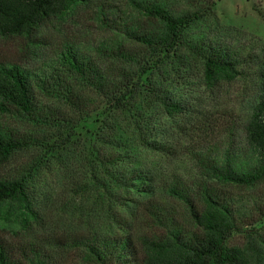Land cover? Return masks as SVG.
Instances as JSON below:
<instances>
[{
    "label": "trees",
    "instance_id": "trees-1",
    "mask_svg": "<svg viewBox=\"0 0 264 264\" xmlns=\"http://www.w3.org/2000/svg\"><path fill=\"white\" fill-rule=\"evenodd\" d=\"M129 1L146 21L120 24L126 41L100 45L98 51L108 65L70 44L58 54L56 63L62 70L43 72L35 80L19 66L0 65V115L57 128L62 136L63 129L71 130L67 144L63 143L80 149L88 169V181L78 185V195L95 201L85 215L87 232L72 242L83 264H140L139 243L145 251L146 246L152 247L154 257L145 258L147 264H264V237L258 231H243V247L230 244L240 232L235 217L238 208L211 185L214 181L251 187L264 180V55L245 56L211 39H191L189 30L214 14L209 2L179 12L168 0ZM73 2L0 0V36L28 37L50 18L65 13ZM129 43L141 46L143 52ZM188 58L201 63L208 88L222 79L251 80L257 94L247 119L240 127L235 123L229 127L225 142L209 139L210 129L198 130L203 137L198 136L186 153L199 179L192 184L179 175L165 181L146 165H135L137 156L146 152L177 154L164 138L162 123L147 115L156 109L179 130L187 123L189 105L168 94L158 79L165 67ZM36 89L67 112L38 103ZM117 115L126 117L125 128L122 120L116 123ZM90 120L97 124L94 130ZM83 130L85 138L75 140ZM240 132L243 143L238 144ZM31 145L29 138L0 122V167ZM29 169L14 178L0 179V214L6 204L21 206L24 211L16 215L21 223L28 217L37 219L29 196L30 178L37 168ZM160 190L185 205L192 230L185 231L159 201ZM135 194L143 199H135ZM131 204L166 227L168 234L159 240L137 239L120 215ZM0 264L52 263L42 246L0 245Z\"/></svg>",
    "mask_w": 264,
    "mask_h": 264
},
{
    "label": "rangeland",
    "instance_id": "rangeland-1",
    "mask_svg": "<svg viewBox=\"0 0 264 264\" xmlns=\"http://www.w3.org/2000/svg\"><path fill=\"white\" fill-rule=\"evenodd\" d=\"M168 1L171 8L179 12L193 10L201 3L211 4L214 14L189 30L191 39H211L245 56L261 58L264 55V0ZM127 21L141 25L146 21L133 9L129 0H74L65 13L50 18L28 37L0 36V65L19 66L35 80V76L43 72L51 74L56 68L62 70L57 67L58 54L69 44L97 59L100 64L108 65L98 49L106 42L126 41L118 27ZM129 45L137 51L144 50L139 45ZM183 55L187 58V53L183 52ZM158 80L168 94L189 105V113L184 118V123H187L181 124L179 130L177 124L160 111L154 109L150 112L147 116H151L153 122L162 123L164 138L176 148L177 154L167 156L146 152L137 156L135 165H146L160 177H165V181L179 175L192 184L199 179L195 164L186 153L196 145L198 136L203 137V132L198 130L203 127L210 129L212 133L209 139L217 138L225 142L229 127L234 123L240 127L247 119L257 100L256 90L251 80L242 79H222L217 86L208 88L203 79L201 63L190 58L165 67L163 76ZM35 97L38 103L67 112L66 108L37 89ZM115 119L117 124L122 120V128L126 127V117L117 115ZM0 122L20 136L29 138L32 143L29 149L18 152L0 167V179L14 178L25 170L30 171L31 166L37 168L30 178L29 189L37 219L28 217L26 222L21 223L16 215L22 213L24 208L6 204L3 208L5 211L0 214V245H39L50 255L52 264H83L80 252L72 242L87 232L85 215L92 210L89 207L95 201L94 197L86 199L78 195V185L88 181V169L80 149L66 145L71 130L63 129L62 136L57 128L27 123L10 115H0ZM90 123V128L94 130L97 124L93 120ZM86 135L83 130L75 140ZM237 141L238 144L243 143L242 132ZM211 185L219 195L233 200L238 208L235 217L240 232L235 234L231 245H245L243 231L256 230L264 237V180L251 187L214 181ZM158 194L159 201L176 222L185 231L192 230L193 224L185 205L161 190ZM133 197L143 199L136 194ZM120 215L127 220L129 231L137 239L159 240L168 234L166 227L155 223L147 213L145 217L134 204L128 210H121ZM138 248L140 264H147L145 258L154 257L152 247L146 246L145 251L139 243Z\"/></svg>",
    "mask_w": 264,
    "mask_h": 264
}]
</instances>
